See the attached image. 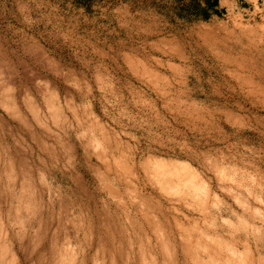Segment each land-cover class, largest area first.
<instances>
[{"label":"rangeland","instance_id":"obj_1","mask_svg":"<svg viewBox=\"0 0 264 264\" xmlns=\"http://www.w3.org/2000/svg\"><path fill=\"white\" fill-rule=\"evenodd\" d=\"M0 264H264V0H0Z\"/></svg>","mask_w":264,"mask_h":264}]
</instances>
